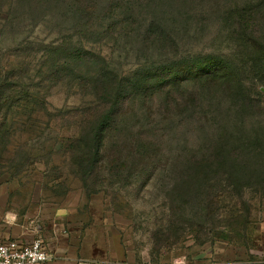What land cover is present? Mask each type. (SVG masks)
I'll return each instance as SVG.
<instances>
[{
	"label": "rangeland",
	"instance_id": "1",
	"mask_svg": "<svg viewBox=\"0 0 264 264\" xmlns=\"http://www.w3.org/2000/svg\"><path fill=\"white\" fill-rule=\"evenodd\" d=\"M39 3L0 0V230L11 235L20 229L24 235L20 240L39 239L50 251L56 243L69 242L77 249H89L102 264L264 263V184L232 178L230 182L236 183L230 185L223 178L214 180L209 194H168L172 162L166 158L187 154L193 143L200 144L218 128L208 124L215 123L216 116L206 93L198 106V119L185 121L175 131L161 130L162 153L154 177L145 182L139 176L117 181L101 166L99 182H88L97 191L87 194L80 180L70 174L67 153L60 148V141L76 134V128L60 126L57 118L48 121L43 110L51 115L64 113L90 102V97L78 94L72 77L78 71L75 65L72 72L52 65L60 62L59 55L49 51L59 42L60 29L66 27L60 22L65 16L53 14V3ZM138 3L135 7L133 2L140 9L135 18L145 21L153 18L148 11L159 6L177 9L187 3L194 6L192 14L204 9L201 26L194 27L195 16L188 21L190 28L180 38L181 50L186 55H221L235 64L240 82L233 90L238 100L228 98L219 106L220 123L236 133L264 126V84L260 80L264 59L257 60L264 51L260 44L255 48L234 38V15L228 14L242 5H253L254 0ZM69 39L80 41L76 35ZM118 39L115 34L103 38L92 34L82 42L110 58L115 67L126 68L134 60L124 40ZM78 67L85 69L82 64ZM63 74L66 77L56 82ZM246 96L253 98V106H241ZM226 104L230 107L225 112ZM242 120L235 129L234 124ZM176 223L180 227H174Z\"/></svg>",
	"mask_w": 264,
	"mask_h": 264
},
{
	"label": "trees",
	"instance_id": "2",
	"mask_svg": "<svg viewBox=\"0 0 264 264\" xmlns=\"http://www.w3.org/2000/svg\"><path fill=\"white\" fill-rule=\"evenodd\" d=\"M30 1H37L38 6L41 0ZM44 1L55 4L53 14L65 16L60 22L66 27L60 29L59 42L50 46L49 51L58 54L60 62L53 61L52 65L67 72H72L71 66L75 65L78 71L72 77L78 94L90 97V102L55 115L43 111L48 121L57 118L60 126L76 128V134L60 141V148L67 153L70 174L80 180L87 194L97 191L89 188L88 182H99L97 169L101 166L117 181L139 176L145 182L154 177L162 153L160 132L175 131L185 121H194L192 118L200 113L198 106L206 99L205 93L214 103L216 116L215 123L208 124L218 128L214 129L215 135L204 138L200 144L193 143L187 154L166 158L172 162L168 171L172 188L168 194H209L214 180L223 178L230 185L236 183L230 182L232 178H248L263 186L264 126L236 133L220 123L219 106H224L228 98L238 100L233 90L240 82L235 64L221 55H186L180 48V38L190 28L188 21L195 16L198 19L194 27L201 26L204 9L192 14L194 6L187 3L177 9L159 6L148 11L153 18L145 21L135 18L140 16V9L135 7L141 0ZM233 12L228 14L234 15V38L255 48L260 44L264 51V0H254L253 5H242ZM92 34L98 38L114 34L120 37L116 41L124 40L134 62L126 68L115 67L110 58L83 44L82 39ZM73 35L80 41L72 43L69 38ZM170 52L173 54L167 57ZM263 59L264 55L257 57L258 61ZM81 64L84 70H79ZM48 73L56 77L52 70ZM65 77L63 74L56 82ZM260 80L264 84V75ZM253 102V98L246 96L241 106L251 107ZM229 107L226 104L224 111ZM242 122L234 124L235 129ZM51 151L54 152L53 148ZM173 226L180 227L179 223ZM178 234L179 230L174 235Z\"/></svg>",
	"mask_w": 264,
	"mask_h": 264
},
{
	"label": "built area",
	"instance_id": "3",
	"mask_svg": "<svg viewBox=\"0 0 264 264\" xmlns=\"http://www.w3.org/2000/svg\"><path fill=\"white\" fill-rule=\"evenodd\" d=\"M51 259L39 239L0 238V264H45Z\"/></svg>",
	"mask_w": 264,
	"mask_h": 264
},
{
	"label": "crops",
	"instance_id": "4",
	"mask_svg": "<svg viewBox=\"0 0 264 264\" xmlns=\"http://www.w3.org/2000/svg\"><path fill=\"white\" fill-rule=\"evenodd\" d=\"M0 238H24L20 229L13 230L11 235L7 231L0 230ZM45 249L51 256V259L45 264H102L103 261L98 258L92 257V251L87 248L77 246L69 242L56 243L53 250L50 251L48 247L43 243ZM86 255V256H85Z\"/></svg>",
	"mask_w": 264,
	"mask_h": 264
}]
</instances>
